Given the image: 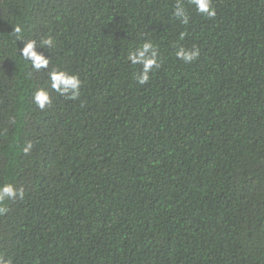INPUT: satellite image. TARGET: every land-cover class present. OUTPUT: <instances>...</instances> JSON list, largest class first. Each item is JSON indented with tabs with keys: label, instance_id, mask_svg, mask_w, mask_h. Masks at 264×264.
Listing matches in <instances>:
<instances>
[{
	"label": "trees",
	"instance_id": "16d2710c",
	"mask_svg": "<svg viewBox=\"0 0 264 264\" xmlns=\"http://www.w3.org/2000/svg\"><path fill=\"white\" fill-rule=\"evenodd\" d=\"M210 7L0 0V264H264V0Z\"/></svg>",
	"mask_w": 264,
	"mask_h": 264
},
{
	"label": "clouds",
	"instance_id": "9594fccd",
	"mask_svg": "<svg viewBox=\"0 0 264 264\" xmlns=\"http://www.w3.org/2000/svg\"><path fill=\"white\" fill-rule=\"evenodd\" d=\"M192 2L197 6L199 12L206 13L209 17L215 16V9H212L210 7L211 0H192ZM175 15L178 18H183L185 20L184 9L182 7H178L176 9ZM16 31L19 32V29L17 28ZM45 43L51 46L52 41L48 40L45 41ZM34 48L35 41H29L22 50V56L31 60L33 62V66L37 69L47 67L48 60L41 55H37ZM149 51H151V55L146 56L145 54ZM176 55L178 58L184 59L185 62H191L198 56V52L193 50L191 53H189L184 49H180ZM154 57H157V52L151 43H144L141 48L137 49L134 52H130L128 59L132 61V64L144 65V71L138 78V82L140 84L148 82V72L152 69L153 64L155 63L153 59ZM50 79L53 81L52 87L57 90H59V86L61 84L66 86L64 89L65 91H67V86H70L74 90L78 89L79 87V80L76 77L73 76L71 78H66L64 73H52L50 75ZM75 95H78V92L75 93L72 98H75ZM36 101L38 102L39 106L43 108L45 106V103L48 102L47 93L43 90L38 91L36 94ZM31 147L32 145L29 144L28 148H24V152L27 153L29 151V148ZM17 195H19L20 198H23V189L17 190L11 184L0 185V204H2L6 198L14 199ZM7 211L8 209L6 207H0V214H3Z\"/></svg>",
	"mask_w": 264,
	"mask_h": 264
}]
</instances>
